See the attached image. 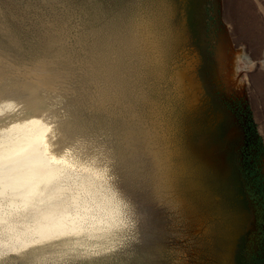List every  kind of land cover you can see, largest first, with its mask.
<instances>
[{"label": "rangeland", "instance_id": "obj_1", "mask_svg": "<svg viewBox=\"0 0 264 264\" xmlns=\"http://www.w3.org/2000/svg\"><path fill=\"white\" fill-rule=\"evenodd\" d=\"M60 1H67V6L56 3L53 11L45 0H0V11L25 49L43 34L47 19L66 13L64 44L80 68L73 102L90 134L114 150V164L123 171L127 170L121 155L127 128L136 126L147 133L141 134L145 145L160 150L162 168L155 171L156 182L143 188L145 175L153 171L134 176L139 199L151 210L150 228L143 230L139 218L129 220L120 242L103 262L99 256L93 260L101 264L251 262L258 245H264V0ZM149 29L158 33L157 39L171 53L162 58L155 57L153 48L140 52L122 97L111 82L100 79L105 65L92 61L93 52L96 59L103 54L111 58L131 31ZM191 64L202 90L196 101L190 99V88L176 78L177 70ZM233 76L238 79L236 86L229 83ZM146 236L151 240L150 252L145 251ZM93 260L56 258L34 264ZM0 264L28 262L16 257Z\"/></svg>", "mask_w": 264, "mask_h": 264}, {"label": "bare ground", "instance_id": "obj_2", "mask_svg": "<svg viewBox=\"0 0 264 264\" xmlns=\"http://www.w3.org/2000/svg\"><path fill=\"white\" fill-rule=\"evenodd\" d=\"M45 1L53 11L56 3H68ZM65 17L63 11L52 15L43 23L45 31L37 42L25 49L0 11V261L20 257L34 264L74 258L90 263L99 256L103 262L129 220L139 218L142 229L152 224L150 208L139 199L134 176L153 171L145 175L142 185L146 189L154 184L155 171L162 168L160 150L145 145L142 135L147 133H140L136 126L127 128L121 153L127 170L123 171L114 164V150L90 134V126L73 102L80 68L64 44ZM153 29L131 31L116 52L112 50L111 58L102 53L96 59L93 52L92 61L105 65L99 78L111 82L122 97L140 52L153 48L155 57L162 58L171 53ZM190 66L177 70L176 78L190 88V99L196 101L201 84L194 65ZM229 83L236 86L237 76ZM107 91L110 96L114 90Z\"/></svg>", "mask_w": 264, "mask_h": 264}, {"label": "crops", "instance_id": "obj_3", "mask_svg": "<svg viewBox=\"0 0 264 264\" xmlns=\"http://www.w3.org/2000/svg\"><path fill=\"white\" fill-rule=\"evenodd\" d=\"M258 246H259V249H257L255 253L253 254V259H257V260L262 259L264 256V245L259 244Z\"/></svg>", "mask_w": 264, "mask_h": 264}, {"label": "snow or ice", "instance_id": "obj_4", "mask_svg": "<svg viewBox=\"0 0 264 264\" xmlns=\"http://www.w3.org/2000/svg\"><path fill=\"white\" fill-rule=\"evenodd\" d=\"M160 3H166V0H159ZM145 251H151V240L146 236L145 238Z\"/></svg>", "mask_w": 264, "mask_h": 264}, {"label": "trees", "instance_id": "obj_5", "mask_svg": "<svg viewBox=\"0 0 264 264\" xmlns=\"http://www.w3.org/2000/svg\"><path fill=\"white\" fill-rule=\"evenodd\" d=\"M237 261H238V259H237ZM239 261H240L241 264H264V256H263L262 259H259V260L253 259V257H252L251 262L248 261V262H244L243 263L242 260H239Z\"/></svg>", "mask_w": 264, "mask_h": 264}]
</instances>
